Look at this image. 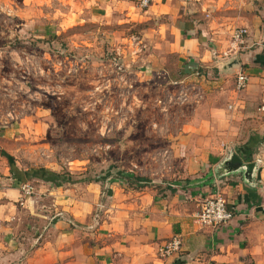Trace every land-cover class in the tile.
Instances as JSON below:
<instances>
[{"label": "rangeland", "instance_id": "1", "mask_svg": "<svg viewBox=\"0 0 264 264\" xmlns=\"http://www.w3.org/2000/svg\"><path fill=\"white\" fill-rule=\"evenodd\" d=\"M148 10L138 0H0V226H23L26 239L10 264H46L47 226L62 218L53 197L79 201L85 225L109 223L114 188H181L209 146L207 98L221 76L179 69L171 53L154 66L175 35Z\"/></svg>", "mask_w": 264, "mask_h": 264}, {"label": "crops", "instance_id": "2", "mask_svg": "<svg viewBox=\"0 0 264 264\" xmlns=\"http://www.w3.org/2000/svg\"><path fill=\"white\" fill-rule=\"evenodd\" d=\"M147 13L169 17L175 35L153 54L160 59L154 66L164 70L171 53L179 69L221 76L215 84L219 93L206 100L213 115L206 132L210 144L193 160L181 188L162 193L114 188L109 223L85 225L76 214L79 201L53 197L62 205H55L62 218L47 226L46 264H264V0H155ZM237 29L248 31L244 45L234 43ZM241 72L250 85L238 93L233 78ZM254 89L258 92L252 95ZM244 121L249 126L243 129ZM231 152L244 164H256L252 181L243 171L223 176ZM218 195L234 219L217 230L204 228L197 215L206 200ZM23 228L0 226L5 253L0 264L23 259ZM174 237L182 240L181 252L161 258L159 249ZM32 243L36 237L29 239Z\"/></svg>", "mask_w": 264, "mask_h": 264}, {"label": "built area", "instance_id": "3", "mask_svg": "<svg viewBox=\"0 0 264 264\" xmlns=\"http://www.w3.org/2000/svg\"><path fill=\"white\" fill-rule=\"evenodd\" d=\"M155 0H138L139 6L142 10L151 7ZM248 31L246 29H237L233 32V40L237 45H244ZM249 84V78L246 74H239L235 84V90L238 93L246 90ZM234 219V213L228 208L227 201L221 195L211 197L206 200L197 215L198 223L211 230H217L225 225H228ZM182 249V240L179 237H174L166 242L159 249V256L161 258L171 257L178 254ZM213 264V263H209Z\"/></svg>", "mask_w": 264, "mask_h": 264}, {"label": "water", "instance_id": "4", "mask_svg": "<svg viewBox=\"0 0 264 264\" xmlns=\"http://www.w3.org/2000/svg\"><path fill=\"white\" fill-rule=\"evenodd\" d=\"M237 64V63H236ZM1 154V152H0ZM226 168V173L223 176H227L231 173H239L240 171L244 172V176L247 180L252 181V173L256 167L255 163L244 164L242 159L236 153H230V158L224 163ZM222 177H219V179Z\"/></svg>", "mask_w": 264, "mask_h": 264}, {"label": "trees", "instance_id": "5", "mask_svg": "<svg viewBox=\"0 0 264 264\" xmlns=\"http://www.w3.org/2000/svg\"><path fill=\"white\" fill-rule=\"evenodd\" d=\"M6 157H8L6 154H4ZM14 170V169H13ZM51 178H53L54 177V175H52V174H48ZM135 181H137V182H139V183H148V179H146V178H136V180Z\"/></svg>", "mask_w": 264, "mask_h": 264}]
</instances>
